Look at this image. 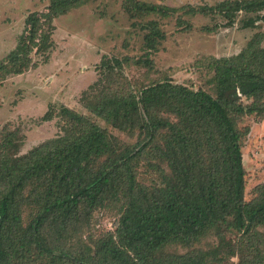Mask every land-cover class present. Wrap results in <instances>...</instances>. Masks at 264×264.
I'll use <instances>...</instances> for the list:
<instances>
[{
	"label": "trees",
	"instance_id": "obj_1",
	"mask_svg": "<svg viewBox=\"0 0 264 264\" xmlns=\"http://www.w3.org/2000/svg\"><path fill=\"white\" fill-rule=\"evenodd\" d=\"M87 0H51L31 12L16 47L0 60V84L38 65L31 54L53 49L54 19ZM131 16H168L176 8L124 0ZM232 24L239 11L253 14L244 27L264 19V0H224L211 8ZM145 53L101 61L106 84L84 92L95 116L138 140L122 142L93 117L63 106L62 132L26 153L23 137L5 127L0 134V264H227L241 257L264 264V183L245 199L243 142L250 127L239 120L264 115V33L238 54L214 58L216 95L166 78L139 89L117 86L124 63L154 68L153 52L165 37L158 21L143 25ZM130 84V82H127ZM99 84V81L96 85ZM53 117L48 112L44 119ZM158 158L159 178L146 185L138 167ZM119 203L114 231L72 251L69 238L93 211ZM29 218L25 220V212ZM210 232L218 242L195 246ZM181 243L185 253L169 251Z\"/></svg>",
	"mask_w": 264,
	"mask_h": 264
},
{
	"label": "rangeland",
	"instance_id": "obj_2",
	"mask_svg": "<svg viewBox=\"0 0 264 264\" xmlns=\"http://www.w3.org/2000/svg\"><path fill=\"white\" fill-rule=\"evenodd\" d=\"M152 4L176 8L164 16L151 13L138 18L131 16L124 0H87L54 19L53 49L47 54L32 52L38 65L28 71L8 76L0 84V134L5 127L17 130L23 137L21 153L55 138L62 132L65 119L62 107L93 117L122 142L134 144L138 135H131L107 124L93 115L82 102L84 92L95 85L98 91L106 84L101 61L112 58H139L144 53L143 25L150 20L159 22L165 33L153 52L154 68L148 70L132 63H124L120 72L127 78L117 79V86L139 89L143 85L166 78L191 88H203L216 95L214 58L238 54L258 32L264 33V19L257 27H244L253 14L239 11L234 22L228 24L220 13L211 8L224 0H142ZM51 0H0V60L13 50L26 27L27 16L34 11H46ZM255 16V15H253ZM99 81V84L96 83ZM127 82H130L127 83ZM51 112L53 117L44 119ZM240 128L250 127L243 142V162L246 170L245 199L255 196V188L264 183V115H246L239 120ZM158 159H144L139 167L140 181L146 185L158 178ZM116 201L93 211L90 221L67 241L72 251L114 231L119 220ZM25 220L29 211L25 212ZM264 232V227H261ZM93 241V242H92ZM218 242L212 232L196 241L195 246L210 248ZM169 251L185 253L189 248L181 243L168 245ZM227 264H250L241 257H231Z\"/></svg>",
	"mask_w": 264,
	"mask_h": 264
}]
</instances>
